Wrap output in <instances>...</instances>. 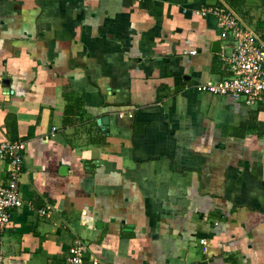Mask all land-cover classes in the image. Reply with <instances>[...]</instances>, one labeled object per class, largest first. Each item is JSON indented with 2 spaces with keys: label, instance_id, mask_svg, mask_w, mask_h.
<instances>
[{
  "label": "crops",
  "instance_id": "obj_1",
  "mask_svg": "<svg viewBox=\"0 0 264 264\" xmlns=\"http://www.w3.org/2000/svg\"><path fill=\"white\" fill-rule=\"evenodd\" d=\"M220 4L0 0V144L26 146L4 264L78 239L86 264H264V104L198 91L229 75Z\"/></svg>",
  "mask_w": 264,
  "mask_h": 264
},
{
  "label": "built area",
  "instance_id": "obj_2",
  "mask_svg": "<svg viewBox=\"0 0 264 264\" xmlns=\"http://www.w3.org/2000/svg\"><path fill=\"white\" fill-rule=\"evenodd\" d=\"M217 21L221 46V60L229 75L219 80L209 79L198 86V91L213 96L232 97L248 107L264 104V35L253 24L227 4L209 10ZM26 146L20 142L0 144V159L9 164V174L5 184H0V264H4L2 244L12 210L24 205L20 195V179L24 168ZM51 206L38 211L49 216ZM207 252V240L200 241ZM87 246L75 240L69 250V264H86ZM96 264H99L96 262Z\"/></svg>",
  "mask_w": 264,
  "mask_h": 264
},
{
  "label": "rangeland",
  "instance_id": "obj_3",
  "mask_svg": "<svg viewBox=\"0 0 264 264\" xmlns=\"http://www.w3.org/2000/svg\"><path fill=\"white\" fill-rule=\"evenodd\" d=\"M258 9V3L257 2H247L245 3L241 8L234 9L237 13H239L241 16H243L249 23L258 21L259 26L264 24V21L260 19V17H256V15H252L250 12V9ZM252 11V10H251ZM257 11V10H256ZM258 18V19H257ZM253 22V23H254ZM255 26V24H253Z\"/></svg>",
  "mask_w": 264,
  "mask_h": 264
},
{
  "label": "trees",
  "instance_id": "obj_4",
  "mask_svg": "<svg viewBox=\"0 0 264 264\" xmlns=\"http://www.w3.org/2000/svg\"><path fill=\"white\" fill-rule=\"evenodd\" d=\"M227 4L232 8V9H239L241 8L245 3L246 0H225ZM263 5H264V0H262ZM222 4H220L221 6Z\"/></svg>",
  "mask_w": 264,
  "mask_h": 264
},
{
  "label": "water",
  "instance_id": "obj_5",
  "mask_svg": "<svg viewBox=\"0 0 264 264\" xmlns=\"http://www.w3.org/2000/svg\"><path fill=\"white\" fill-rule=\"evenodd\" d=\"M221 44L220 43H215V45H214V51L215 52H220L221 51ZM108 118L107 117H105V118H103V119H101L100 121H99V124L100 125H103V126H107V124H108Z\"/></svg>",
  "mask_w": 264,
  "mask_h": 264
}]
</instances>
